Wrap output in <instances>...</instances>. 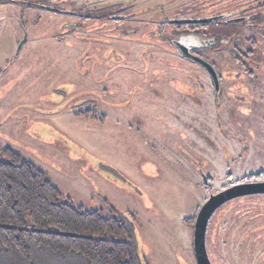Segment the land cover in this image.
Instances as JSON below:
<instances>
[{
    "label": "rangeland",
    "instance_id": "obj_1",
    "mask_svg": "<svg viewBox=\"0 0 264 264\" xmlns=\"http://www.w3.org/2000/svg\"><path fill=\"white\" fill-rule=\"evenodd\" d=\"M121 1L136 2L131 21L77 15L117 11ZM262 5L0 0V145L47 173L73 204H109L128 217L146 264H196L193 232L204 202L264 180ZM175 15L217 18L202 25L201 52L218 90L166 39ZM207 249L213 264H264V195L219 209Z\"/></svg>",
    "mask_w": 264,
    "mask_h": 264
},
{
    "label": "trees",
    "instance_id": "obj_2",
    "mask_svg": "<svg viewBox=\"0 0 264 264\" xmlns=\"http://www.w3.org/2000/svg\"><path fill=\"white\" fill-rule=\"evenodd\" d=\"M0 264L146 263L128 217L109 204H73L47 173L0 145Z\"/></svg>",
    "mask_w": 264,
    "mask_h": 264
},
{
    "label": "water",
    "instance_id": "obj_3",
    "mask_svg": "<svg viewBox=\"0 0 264 264\" xmlns=\"http://www.w3.org/2000/svg\"><path fill=\"white\" fill-rule=\"evenodd\" d=\"M217 20V18H209V19H198V20H178L171 21V23L178 24H208ZM26 39H24L20 46L19 51ZM182 53L187 57L193 59L195 62L203 66L208 73L210 74L215 89H219V77L215 70V68L206 62L205 60L195 57L189 53L188 48H183L180 46L179 42L175 43ZM18 55V53H17ZM254 195H264V182H247V183H239L233 186H230L220 192L212 194L209 198L204 202V204L199 209L197 214L194 232H193V252L196 264H213L210 260L208 249H207V232L210 221L214 214L221 209L225 204L244 197L254 196Z\"/></svg>",
    "mask_w": 264,
    "mask_h": 264
},
{
    "label": "flooded vegetation",
    "instance_id": "obj_4",
    "mask_svg": "<svg viewBox=\"0 0 264 264\" xmlns=\"http://www.w3.org/2000/svg\"><path fill=\"white\" fill-rule=\"evenodd\" d=\"M80 1H85V2L89 3V1H104V0H80ZM131 3H133V4H126L124 1H121L120 3H116L115 6H118L117 7V11H115L113 9L107 10L106 7H103L104 8L103 10L102 9H94V10H90V12L87 11L84 15L81 14V13H79L77 15H79L83 19H97V20L111 19V20H119V21L128 19V20L131 21L132 18H134V14H132L129 11H131V9H133L135 7L136 2L134 1V2H131ZM96 4L97 3H93V6H96ZM38 5H41V4H38ZM113 6L114 5H112L111 7H108V8H113ZM40 8L44 9L45 11H53L55 13H58V11H56L55 9H52V8H49V7H45L43 5H41ZM180 16H183V15H180ZM188 19L189 18H187V19L186 18H182L181 19L179 17V15H175L174 18H172V19H166V23L168 25H172L174 27V30H172L173 33L171 34V36L169 38L166 37V39L169 40L170 44L173 47L176 48L178 53L185 60H188V61H190V62H192L194 64H197L198 66H200L201 68L206 70L203 66H201L200 64L195 62L193 59L187 58L182 53L181 49L177 45H175V43L179 42L181 47L189 49V53L191 55L205 60L201 51L202 50H206L208 47L207 46L205 47L204 40L202 39L204 37L201 36V31H202V25L203 24H178V23H171V21L188 20ZM194 20H198V19L195 18ZM68 29H73V26L72 25L69 26ZM130 32L137 33L138 31H133L131 29ZM203 43H204V45H203ZM205 61L208 62L207 60H205Z\"/></svg>",
    "mask_w": 264,
    "mask_h": 264
}]
</instances>
